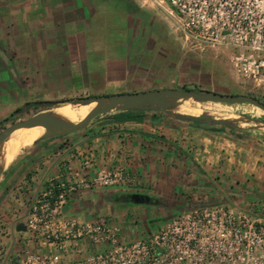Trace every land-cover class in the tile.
I'll list each match as a JSON object with an SVG mask.
<instances>
[{
	"label": "crops",
	"instance_id": "crops-1",
	"mask_svg": "<svg viewBox=\"0 0 264 264\" xmlns=\"http://www.w3.org/2000/svg\"><path fill=\"white\" fill-rule=\"evenodd\" d=\"M80 1L0 0V121L19 105L49 101L50 92L59 99L70 91L100 94L103 82L125 92L128 62L107 54L89 61L83 50L85 39L77 26L86 9L93 10L87 18L97 15V4ZM99 49L96 45L90 53ZM176 109L199 114L189 106ZM119 167L133 177L131 184L73 192L65 215L81 221L104 218L126 241L146 238L200 206L231 205L264 215V128H228L156 110H115L79 132L34 137L4 169L0 264L26 250L55 249L32 238L29 230L17 229L50 179L69 182ZM65 245L69 260L107 247L88 238L79 240L78 251L72 240Z\"/></svg>",
	"mask_w": 264,
	"mask_h": 264
},
{
	"label": "built area",
	"instance_id": "built-area-1",
	"mask_svg": "<svg viewBox=\"0 0 264 264\" xmlns=\"http://www.w3.org/2000/svg\"><path fill=\"white\" fill-rule=\"evenodd\" d=\"M172 19L173 33L189 51L231 48L233 70L251 88L264 89V0H143ZM224 52V51H223ZM133 177L123 168L69 182L58 178L31 201L25 225L32 238L53 250H26L5 264H264V215L217 205L183 211L146 238L126 241L104 218L81 221L66 216L69 196L78 190L126 186ZM88 238L107 244L74 260L65 241Z\"/></svg>",
	"mask_w": 264,
	"mask_h": 264
},
{
	"label": "rangeland",
	"instance_id": "rangeland-1",
	"mask_svg": "<svg viewBox=\"0 0 264 264\" xmlns=\"http://www.w3.org/2000/svg\"><path fill=\"white\" fill-rule=\"evenodd\" d=\"M78 4L83 3L78 0ZM93 4H97V15L87 18L93 10L86 9L82 16L83 24L81 27L77 26V32H82V38L85 39L82 41L85 44L83 50L86 47L90 54L89 61L94 60L95 54H107L122 56L128 62L123 91L206 89L230 94H257L264 102V89L251 88L231 67L228 52L233 49L222 48L205 53L189 51L173 33L172 19L168 14L150 3H143V0H93ZM96 45H100L98 53L91 54L90 50ZM18 59L26 60L20 57ZM103 83L105 88L100 94L95 90L74 91L73 94L70 91L71 94L67 97L59 99L50 92L45 99L60 101L119 93L120 88L115 83ZM70 85L71 82L68 81L67 87L70 88ZM80 103L85 106L90 104ZM181 105L220 118L245 115L264 119L263 111L246 104L230 106L188 99L182 100ZM17 109L19 111L14 116L6 114L0 121V131L10 123L5 122L6 118H27L38 110V105L24 103Z\"/></svg>",
	"mask_w": 264,
	"mask_h": 264
},
{
	"label": "water",
	"instance_id": "water-1",
	"mask_svg": "<svg viewBox=\"0 0 264 264\" xmlns=\"http://www.w3.org/2000/svg\"><path fill=\"white\" fill-rule=\"evenodd\" d=\"M82 99L64 100L58 105L65 103L95 102V106L89 113L78 122H68L53 117L49 110L52 107H45L44 103L38 105V110L27 118L13 119L8 118L5 122H10L3 130L0 131V147L3 145L7 137L17 129L29 128L33 126H43L44 134L39 138L53 137L79 132L89 126L95 118L108 114L115 110L125 111H145L156 110L173 114L180 118L196 120L198 122L223 126L228 128H264V119L254 118L253 116L236 115L232 118H220L207 112L199 114L183 113L176 109L181 105L182 100L192 99L202 103L224 104V105H251L264 112V102L257 97L248 94H230L220 93L212 90L202 89H186V88H160L143 91L119 92L114 94L94 95L81 97ZM37 105V104H35ZM43 106L39 108V106ZM13 120V121H12ZM37 140V139H36ZM6 167L0 166V176ZM221 204H213L195 207H212ZM189 211V210H186ZM19 231L28 230L26 225L21 223L17 226Z\"/></svg>",
	"mask_w": 264,
	"mask_h": 264
},
{
	"label": "bare ground",
	"instance_id": "bare-ground-1",
	"mask_svg": "<svg viewBox=\"0 0 264 264\" xmlns=\"http://www.w3.org/2000/svg\"><path fill=\"white\" fill-rule=\"evenodd\" d=\"M95 104V102H90L86 106L81 103L63 104L51 108L49 113L57 119L75 123L84 118ZM192 110L194 111L193 108ZM196 110L200 113V110ZM45 131L43 126L37 125L12 132L0 147V166L7 167L22 147L28 145L34 137H40Z\"/></svg>",
	"mask_w": 264,
	"mask_h": 264
},
{
	"label": "trees",
	"instance_id": "trees-1",
	"mask_svg": "<svg viewBox=\"0 0 264 264\" xmlns=\"http://www.w3.org/2000/svg\"><path fill=\"white\" fill-rule=\"evenodd\" d=\"M248 95H252V96H255V97H257L259 100H261V101H263L262 100V98L259 96V95H257V94H251V93H247ZM78 99H82V98H77V100ZM70 100H73V99H70ZM62 101H64V100H60V101H45V102H37V103H35V104H37V105H40V104H42V103H44V105H45V107H52V106H55V105H58L59 103H61ZM65 104H70V103H65ZM61 105H63V104H61ZM59 106V105H58ZM17 111H19L18 109L17 110H14L12 113H11V115L10 116H14L15 115V113L17 112ZM130 112H132V111H130ZM8 118H13V117H8ZM8 118H6V119H8Z\"/></svg>",
	"mask_w": 264,
	"mask_h": 264
}]
</instances>
